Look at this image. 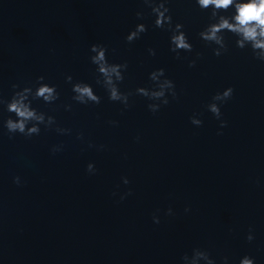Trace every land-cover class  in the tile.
Listing matches in <instances>:
<instances>
[{"label":"water","instance_id":"obj_1","mask_svg":"<svg viewBox=\"0 0 264 264\" xmlns=\"http://www.w3.org/2000/svg\"><path fill=\"white\" fill-rule=\"evenodd\" d=\"M167 7L193 48L182 59L142 0H0V96L43 76L59 99L32 107L71 129L61 135L41 125L39 135L10 139L2 121L15 116L0 106V264H182L193 248L207 250L216 264L223 257L239 264L245 255L264 264V62L236 48L229 32L228 51L213 55L215 46L198 35L210 9L195 0H168ZM138 23L147 31L127 43ZM94 43L106 46L110 63H128L122 92L150 86L149 73L163 68L178 98L155 114L139 95L127 109L110 101L95 83ZM67 75L90 84L101 102L73 101ZM228 87L232 98L220 105L227 126L220 128L206 105ZM193 115L201 126L191 124ZM54 145L63 150L53 154Z\"/></svg>","mask_w":264,"mask_h":264},{"label":"clouds","instance_id":"obj_2","mask_svg":"<svg viewBox=\"0 0 264 264\" xmlns=\"http://www.w3.org/2000/svg\"><path fill=\"white\" fill-rule=\"evenodd\" d=\"M142 3L150 9L151 14L155 17L153 26L170 33L169 50L175 54L176 59H182L180 55L182 51L188 53L193 51L192 45L183 31L184 25L181 23L173 24L170 9L167 7L168 0H142ZM195 4L201 10L210 9L209 23L198 35L207 45L215 46L212 47L213 55L219 57L228 51L224 33L229 32L235 37L234 44L236 48L242 50L248 48L251 50L254 59L264 62V0H195ZM230 9L233 10L231 14L225 15L224 13H228ZM136 17L142 20L144 19V13L137 11ZM146 31L147 26L143 23H138L134 29L129 31L125 41L132 43ZM89 52L91 53L89 61L95 65V83L107 92L110 101L119 102L124 109L130 106L129 97L132 95H139L150 101L147 104V108L153 114L157 113L161 106L168 105L170 102L169 98L172 100L178 98L175 84L166 77L163 68H157L149 73L150 86L137 87L135 92H122L119 84L124 80V73L127 71L128 63L126 61L123 63H110L107 56L108 49L103 44L94 43L90 45ZM148 53L154 56L155 50L149 48ZM200 55V53H196V59L188 61L190 68L195 67ZM44 79L43 76H38L33 85L23 88H20L18 84H12L11 88L14 91L11 96L7 99L0 96L2 110L13 113L15 116V119L8 117L2 121V126L6 129L10 139L16 133L26 138L39 135L41 125L46 130L51 129L61 135L71 133V129L59 127L53 116L46 115L44 112L32 107V101L34 100H42L45 104H53L59 99L60 94L57 92L56 86L45 83ZM65 82L71 84V91L73 92L71 99L76 103L87 105L101 102V97L94 93L90 84L83 81L73 82L71 75L65 76ZM232 95L233 88H225L222 92L215 93L211 97V101L206 105L207 111L220 121V128L227 126V122L221 119L220 105L230 100ZM63 107L66 111H70L72 105L64 104ZM189 119L191 124L195 126L202 125V121L196 115ZM109 123L112 125L117 124L116 121H109ZM217 134L222 133L218 132ZM77 139L83 140V135L78 133ZM88 147H97L98 150H102L104 145L96 146L89 142ZM62 150L63 145H54L51 148L53 154ZM86 172L90 175L96 173V168L92 163L87 164ZM121 179L123 184L127 185L129 183L126 177ZM13 183L20 185V177H13ZM131 194L129 189L120 196V200ZM113 195H116V193L113 192ZM184 211L188 212L190 209L186 207ZM165 214L173 215L172 209L168 208ZM152 219L153 223L158 224L160 222L156 215H153ZM245 239L248 242L253 241L254 236L251 228ZM181 261L182 264H216L209 252L200 248H193L191 255L185 253L181 257ZM221 264H228V258L223 257ZM239 264H254V260L245 255L239 260Z\"/></svg>","mask_w":264,"mask_h":264}]
</instances>
